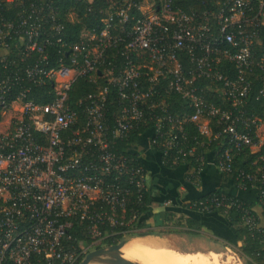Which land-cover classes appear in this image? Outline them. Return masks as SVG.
Returning <instances> with one entry per match:
<instances>
[{"label": "built area", "instance_id": "1", "mask_svg": "<svg viewBox=\"0 0 264 264\" xmlns=\"http://www.w3.org/2000/svg\"><path fill=\"white\" fill-rule=\"evenodd\" d=\"M197 1L201 8L185 10L175 0H116L99 31H89L69 46L82 61H60L48 69L44 35L63 28L51 3L47 14L46 6L33 2L13 19L0 18V106L7 113L19 105V114L0 133V264H78L105 237L139 231L130 226L140 217L136 205L147 190L145 169L139 157L115 149L119 138L138 128L153 130L150 143L163 148L164 156L176 150L175 162L194 157L197 166L190 173L196 178L209 164L232 173L233 148H264V121L234 115L204 96L214 93L242 106L252 87L249 77L259 76L258 71L264 81V57L256 49L263 46L264 0ZM49 22L43 29L42 23ZM17 46L23 47V56L40 53L26 73L36 85L53 80L51 102L25 100L23 89L7 104V95L21 81L8 69V56ZM118 56L122 63L115 61ZM228 62L236 69L234 78L226 71ZM99 71L105 85L80 101L79 115L68 103L71 84ZM111 87L117 90L114 111L109 108ZM173 93L188 99L193 111L171 112L167 98ZM260 93L264 95V87ZM188 123L208 143L226 135L230 146L212 158L196 153L188 146ZM259 163L257 174L240 169L235 185L255 189L264 209V151ZM230 200L225 194L213 195L198 211L212 212L230 203L240 209L249 229L264 230V216L261 221L253 207L242 209L238 197ZM76 221L86 223L90 244L71 243L69 231Z\"/></svg>", "mask_w": 264, "mask_h": 264}, {"label": "trees", "instance_id": "2", "mask_svg": "<svg viewBox=\"0 0 264 264\" xmlns=\"http://www.w3.org/2000/svg\"><path fill=\"white\" fill-rule=\"evenodd\" d=\"M115 1L116 0H14L12 3H7L4 0H0V18L4 17L6 19H13L20 12V10L23 12L28 11L30 9V4L33 2L44 6H46L48 3H51V5L55 8L57 22L61 23L63 28L60 32L49 31L46 35H44L45 37L48 35L47 43L43 48L44 54L47 58L46 67L48 69L57 67L60 61L69 65L79 64L82 61V57H75L69 46L84 38L87 32L93 30L99 31L102 26L101 19L106 16V12L108 11L110 4ZM175 5L185 10H189L191 6H194L195 8L202 7L200 6V2L197 0H175ZM44 13H48L47 6L44 8ZM51 24V22L42 23L43 29L49 28ZM12 48L13 50L8 56V63H10L8 69L9 71L12 69L14 74L17 72L16 74L19 78H21V81L20 83L14 84L11 89L12 93L7 95V104L12 100L17 99L18 95L20 94L19 92L23 89L27 90L24 97L25 100L32 99L37 104H46L51 102L55 97V87L53 80H46L44 83L36 85L29 80L26 73L27 68L40 60V53L35 51L29 55L23 56L21 54L24 50L23 47L17 46ZM256 49L264 57V38L263 46ZM183 59L188 63V57L183 56ZM122 60L123 58L121 56H118V58L115 59V61H118L119 63H122ZM11 62H15L16 65H12ZM226 65V71L228 72L230 78H234L236 76V69L234 65H232L230 62H228ZM2 71H4V69L0 66V72ZM256 74L259 76L251 75L249 77L252 81V87L247 94L244 105L242 106H237L228 100L222 101L214 93H204V96L217 105H221L222 108H231L234 115L241 114L243 117H248L251 119L258 118L264 121V95L260 93L261 89L264 87V81L262 80L261 72L257 71ZM94 78H96V81L93 80ZM105 82V79L101 76V71H99V73H95L93 77L78 76L72 82L68 91V103L71 108L76 110L80 115L83 108L80 101L85 99L89 94L98 91L100 86L105 85ZM109 93V108L111 111H114L117 105L116 102L112 103V99L116 98L117 90L114 87H111ZM167 100L171 112L175 114L193 111L190 101L186 98H183L179 94L173 93L167 98ZM4 111V107L0 106V121L3 120ZM255 128L256 127L254 125H251L250 131H254ZM185 129L189 141L188 146H194L196 148V153L205 152L207 153L208 157L210 155L213 157L216 151L223 150L225 147L230 146L228 144L226 135H223L221 138L212 140L211 143H208L207 137L200 133L196 125L188 123L186 124ZM147 131L153 134V130L151 128L147 129L141 127L132 131L129 137L119 138L115 146V149L120 152L125 151L128 154L139 157L140 165L144 167V169V162L140 155L138 153L131 152L129 147L136 143L138 138ZM152 147L158 152L160 158L159 162L163 167L176 169L181 164H186L189 171L187 178L192 180L196 179V173H190L197 166V162L195 161L194 157H188L187 160H179L178 162H175L173 158L177 153L176 150H172L170 151L169 155L164 156L163 148L157 145H152ZM263 151L264 148L252 149L249 146H243L241 150L233 148V166L235 170L229 174H222L236 183V176L240 169L253 172L255 174H257V172L259 173V158ZM221 194L227 195L228 199H231L230 202L236 201L237 197L226 193L222 187H219L190 203L189 208L198 211L201 205L210 199L211 196ZM137 197L138 193H136V188L133 187L132 199L136 200ZM141 200L142 201H139V199H137L136 205L140 217L130 226L136 228L137 230L146 229L147 227L146 216L143 214L148 209V190L143 192V197ZM240 200L243 201L242 199ZM242 203V209L245 207H252L251 204H248L245 201ZM130 208L131 207H128L127 209V215L130 214ZM211 211L221 214L227 222L228 227L233 229L235 234L234 241L241 243V252L248 260V263L246 264H264V230H251L248 226L244 225L242 222V212L236 205L227 203L224 206L216 207ZM183 226H186L187 228L184 230V232H187L191 235L199 234L198 232L202 227L199 220L188 217L185 219ZM105 230H108V227H103V232H105ZM69 234L72 237L71 243L75 246H78L80 243L85 245L91 243V239L86 230V223L84 224L80 221H76L75 225L72 227V229H70ZM121 237L122 235H118L116 237H105L99 244L95 246L97 248L102 244L107 246L115 244L120 240ZM181 254H183L187 261H190L184 253Z\"/></svg>", "mask_w": 264, "mask_h": 264}, {"label": "crops", "instance_id": "3", "mask_svg": "<svg viewBox=\"0 0 264 264\" xmlns=\"http://www.w3.org/2000/svg\"><path fill=\"white\" fill-rule=\"evenodd\" d=\"M152 135L149 131L145 132L129 147V150L138 153L144 162L149 200L148 209L143 215L146 216L147 232H152V236L165 235L167 228L171 231L170 235L176 236L173 231L183 232L187 229L183 223L188 217L200 221L202 227L198 233L209 232L212 237L222 241H234V231L228 227L221 214L189 208L190 203L219 187H222L226 193L251 204L261 221L263 220V209L257 203L255 189L238 190L235 183L213 164L207 165L195 180L187 178L189 171L186 164H181L176 169L163 167L159 162L158 152L150 143ZM209 158L212 156L210 155Z\"/></svg>", "mask_w": 264, "mask_h": 264}, {"label": "rangeland", "instance_id": "4", "mask_svg": "<svg viewBox=\"0 0 264 264\" xmlns=\"http://www.w3.org/2000/svg\"><path fill=\"white\" fill-rule=\"evenodd\" d=\"M18 109H19V105L17 104L15 105V107H11L10 111L4 113L3 120L0 121V133L6 131L9 128L11 123V118L19 114ZM147 230L148 229H142L131 233L132 235L131 240H135L138 242H142L146 238H147L146 240L151 238L156 240H162L167 245H169L170 251L173 253H177L182 258V260H184L186 264H246L248 263L247 258L241 252L240 243L229 240L222 241L218 238L212 237L211 234H209V232L199 233L198 235H191L184 231L183 232L173 231V234H176L175 236V235H170L171 231H169L167 228V230H165L164 232L165 235L163 236L160 235L159 237L158 236L141 237L138 235L139 232H143ZM174 232H180V233H174ZM102 246H107V245L102 244L100 247ZM93 249H96V246L90 248V251ZM180 252L184 253L185 256L189 254L187 258L190 261H187L183 256V254H181ZM106 262H108V260H106Z\"/></svg>", "mask_w": 264, "mask_h": 264}, {"label": "bare ground", "instance_id": "5", "mask_svg": "<svg viewBox=\"0 0 264 264\" xmlns=\"http://www.w3.org/2000/svg\"><path fill=\"white\" fill-rule=\"evenodd\" d=\"M146 239L142 242L131 240L122 247L121 251L126 258L135 260L138 264H186L177 253L171 252L169 245L162 240ZM100 264H116V262L104 259Z\"/></svg>", "mask_w": 264, "mask_h": 264}, {"label": "water", "instance_id": "6", "mask_svg": "<svg viewBox=\"0 0 264 264\" xmlns=\"http://www.w3.org/2000/svg\"><path fill=\"white\" fill-rule=\"evenodd\" d=\"M138 235L141 237H146L152 236L153 233L143 231L139 232ZM131 239L132 235L128 234L122 236L119 242L115 244L93 249L89 251L78 264H100V262L104 259L115 261L116 264H138L135 260L126 258L124 253L121 251L122 247Z\"/></svg>", "mask_w": 264, "mask_h": 264}]
</instances>
